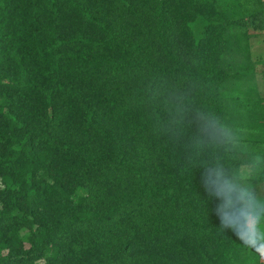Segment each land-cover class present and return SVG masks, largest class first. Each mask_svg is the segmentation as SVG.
Segmentation results:
<instances>
[{
	"label": "trees",
	"instance_id": "obj_1",
	"mask_svg": "<svg viewBox=\"0 0 264 264\" xmlns=\"http://www.w3.org/2000/svg\"><path fill=\"white\" fill-rule=\"evenodd\" d=\"M173 90L264 196V0H0V264H260L161 133Z\"/></svg>",
	"mask_w": 264,
	"mask_h": 264
},
{
	"label": "clouds",
	"instance_id": "obj_2",
	"mask_svg": "<svg viewBox=\"0 0 264 264\" xmlns=\"http://www.w3.org/2000/svg\"><path fill=\"white\" fill-rule=\"evenodd\" d=\"M167 119L160 131L184 141L188 163L200 169V185L213 202L212 213L221 231L232 236L253 253L264 257V196H259L250 178L254 165L234 169L230 157L241 148L235 131L216 114L193 108L188 95L169 91L164 98ZM194 131L186 137V131Z\"/></svg>",
	"mask_w": 264,
	"mask_h": 264
},
{
	"label": "rangeland",
	"instance_id": "obj_3",
	"mask_svg": "<svg viewBox=\"0 0 264 264\" xmlns=\"http://www.w3.org/2000/svg\"><path fill=\"white\" fill-rule=\"evenodd\" d=\"M260 264H264V257H261Z\"/></svg>",
	"mask_w": 264,
	"mask_h": 264
}]
</instances>
